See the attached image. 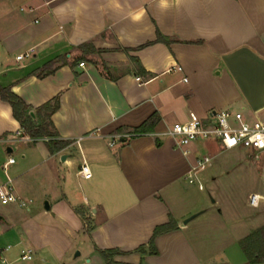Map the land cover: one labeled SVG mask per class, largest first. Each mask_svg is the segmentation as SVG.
I'll return each instance as SVG.
<instances>
[{"label":"crops","instance_id":"1","mask_svg":"<svg viewBox=\"0 0 264 264\" xmlns=\"http://www.w3.org/2000/svg\"><path fill=\"white\" fill-rule=\"evenodd\" d=\"M0 85L34 109L58 97L51 130L69 140L52 153L49 137L21 138L0 98V185L11 178L28 202L0 204L8 245L32 248L36 264L82 254L88 264H206L214 228L234 247L225 264H238V223L203 196L207 166L188 175L197 159L240 147L177 146L169 131L223 108L264 119V0H0ZM153 114L151 132L113 140ZM170 220L151 254L155 227Z\"/></svg>","mask_w":264,"mask_h":264},{"label":"rangeland","instance_id":"2","mask_svg":"<svg viewBox=\"0 0 264 264\" xmlns=\"http://www.w3.org/2000/svg\"><path fill=\"white\" fill-rule=\"evenodd\" d=\"M206 168L207 179L201 181L204 185L203 196L210 202L214 199L218 200L223 210V219L238 223V264H251L247 261L239 242L251 233L264 229V200H261L257 206H252L249 203L250 194L256 192L264 195L261 159L255 158L249 149L238 148L237 152L223 151L217 154L211 158V163ZM213 176L216 177L215 181H212ZM206 215L208 214H200L193 221L203 219ZM207 231L205 233L211 239L212 244L210 245L211 254L205 263L225 264L227 253L234 252V247L229 243L228 245L223 244V238L217 234V229L211 228ZM4 233L2 221H0V243L4 242V246L1 247L8 245L5 242ZM9 246L6 255L9 259H14L18 256L17 253L23 245L19 246L9 242ZM22 248L29 249L30 247L23 246ZM36 256L34 255V259L23 264H36ZM83 259L84 255L82 254L73 263L63 261L55 264H88L84 263ZM49 264H54V262L51 261ZM258 264H264V262Z\"/></svg>","mask_w":264,"mask_h":264},{"label":"built area","instance_id":"3","mask_svg":"<svg viewBox=\"0 0 264 264\" xmlns=\"http://www.w3.org/2000/svg\"><path fill=\"white\" fill-rule=\"evenodd\" d=\"M30 51L31 49L16 55V59L19 60L24 56H29ZM79 66H84V62H80ZM98 134V130L89 133V135ZM169 134L176 137L177 146L196 139H213L219 141L224 149L240 147L251 150L255 158L261 159L262 184L264 186V119L258 117L248 119L242 110L223 108L210 111L204 118H194L186 122L174 123L171 125ZM17 135L23 139L29 138V136L20 132H17ZM132 135L134 134L113 135V140ZM110 145H113V141L110 142ZM210 160L209 155L197 159L188 175V181L193 182L191 173L204 169ZM11 163H14L13 157L8 158L6 164H4V169H6L7 164ZM78 172L86 179L91 177L89 166L86 163L80 164ZM199 187L202 186L199 185ZM17 200L21 206L27 207L28 202L16 196L12 179L7 177L6 181L0 185V204H8ZM261 200H264V195L260 193L255 192L249 195V203L252 206H257ZM9 248V245L0 247V264H23L33 259L34 250L32 248H23L17 257L9 259L6 255Z\"/></svg>","mask_w":264,"mask_h":264},{"label":"trees","instance_id":"4","mask_svg":"<svg viewBox=\"0 0 264 264\" xmlns=\"http://www.w3.org/2000/svg\"><path fill=\"white\" fill-rule=\"evenodd\" d=\"M159 35L160 34L158 33V39ZM84 46L86 45L82 44L80 47ZM0 98L10 104L13 116L20 123L24 134L36 139L43 137L50 138L47 141V144L52 153L57 152L69 143V140H61L59 138H56L57 134L51 130L52 122L50 120V116L58 109V97H55L52 100L47 101L46 103L34 109L32 106L28 105L20 96L12 92L10 87L0 85ZM32 110H34L36 117L40 120V123L34 120L31 116L30 113L32 112ZM156 120L157 117L155 114H153L139 127L134 128L132 130V133L134 135H137L145 132H151ZM174 228L175 224L172 220H170L168 223H164L155 227L152 237L148 242L149 252L151 254L157 252L156 248L154 247L155 237ZM239 244L249 263L258 264L264 262V229H261V231L259 232H253L250 235L244 237L240 240ZM138 251L145 253V245H141L140 247H138ZM102 253L106 257H111L113 254H117L118 251L111 249Z\"/></svg>","mask_w":264,"mask_h":264},{"label":"water","instance_id":"5","mask_svg":"<svg viewBox=\"0 0 264 264\" xmlns=\"http://www.w3.org/2000/svg\"><path fill=\"white\" fill-rule=\"evenodd\" d=\"M31 115H33V113L31 112L30 113ZM45 207H48V204L45 202ZM195 216V214L194 215H191L190 217H188V218H186L185 220H184V223H186L188 220H190V219H192L193 217ZM0 219H1V216H0ZM76 255H78L79 254V252L78 251H76V253H75Z\"/></svg>","mask_w":264,"mask_h":264}]
</instances>
